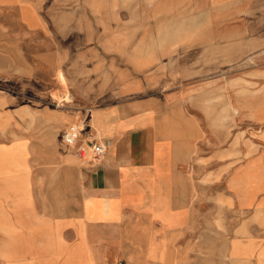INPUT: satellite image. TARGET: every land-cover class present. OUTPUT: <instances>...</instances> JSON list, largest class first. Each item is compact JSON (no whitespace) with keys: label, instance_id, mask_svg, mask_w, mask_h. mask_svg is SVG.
<instances>
[{"label":"crops","instance_id":"crops-1","mask_svg":"<svg viewBox=\"0 0 264 264\" xmlns=\"http://www.w3.org/2000/svg\"><path fill=\"white\" fill-rule=\"evenodd\" d=\"M59 1L60 22L45 25L37 0H0V264H264V62L259 76L234 78L257 90L214 76L215 50L222 71L231 49L264 56V0H109L105 37L93 38L105 65L145 69L197 49L206 62L188 84L91 109L90 131L107 146L100 160L38 154L29 134L6 136L27 110L10 83L56 81L76 57L86 65L93 12ZM203 81L211 85L199 98L192 83ZM145 82L131 80L125 95ZM42 160L63 163L61 210L59 198L42 197Z\"/></svg>","mask_w":264,"mask_h":264},{"label":"rangeland","instance_id":"rangeland-1","mask_svg":"<svg viewBox=\"0 0 264 264\" xmlns=\"http://www.w3.org/2000/svg\"><path fill=\"white\" fill-rule=\"evenodd\" d=\"M32 1V0H30ZM39 2L42 14L44 16L45 25H56L60 22V17L57 19L56 13H59L62 9V3L59 0H37ZM70 7L78 5V2H70ZM261 4L259 2L250 3V8H259ZM80 7L85 8L86 11H92L86 17V22L89 27H86V42L81 43L80 48L82 51L85 49L86 65H78V57L71 59V65L69 66V74L67 75L70 80H66L67 76H63L64 72L59 67L57 74L55 75L56 81H34L28 78H24L21 82L10 83V89L20 97L17 98V104L27 106V110L18 114L19 119L24 121L22 124V130L18 133L12 131L11 135H6L9 138L15 139L20 137L21 134H29L35 141L39 143L37 146L38 154H66L77 160V155L73 148H65L61 141L62 130L71 122H79L85 115L89 108H96L104 105L113 104L122 101L132 96H141L144 93L158 94L162 91V88L168 89L177 86L179 83L188 84L191 82L190 75L194 71V64L196 68H205L206 51L197 49L191 53L184 52L181 55H177L174 58H170L169 62H163L161 65L153 67H145L148 69H139L135 66H110L105 65L104 47L97 48V41H100V36L105 37V26L109 24L110 9H114L109 0H82ZM262 9H264V3L262 2ZM121 19H118L120 21ZM264 20V19H263ZM77 23V18H75ZM74 21V23H75ZM264 25V24H263ZM97 36L95 41L93 38ZM121 35V34H119ZM122 36V35H121ZM71 41H75L73 54L78 52L77 34L71 36ZM122 39V38H121ZM118 40L119 47L125 44L124 41ZM109 43H104L108 47ZM122 44V45H121ZM230 65L225 71H222L221 65L216 58L217 53L220 55L222 51H214V76L218 74H229L224 78L229 80L228 86L236 87L238 84L242 85V91L249 92L251 90H257L258 84L243 78H235L237 75L245 74V76L254 77L259 76L260 72H254V68L259 67L260 61L264 62V56L259 58V53L256 50L246 51L245 53L239 52L237 49H231L230 51ZM102 54V56H101ZM180 54V53H179ZM101 58L103 64L91 65L92 62L97 63ZM124 61H129V58ZM218 68V70H217ZM145 70V71H143ZM81 73L78 76V73ZM205 73V72H204ZM205 74L199 73L198 79L204 77ZM66 77V78H65ZM142 77L146 82L143 90L134 91L133 94L125 95L126 87L131 80ZM185 78H189L188 80ZM60 79V80H59ZM217 82V81H216ZM216 82H214L216 84ZM211 82L205 83H192L198 84L197 92L199 98L206 97L205 84L211 85ZM225 84V81L222 82ZM221 94V92H220ZM91 133V131H90ZM24 136V135H23ZM19 140H14L12 145H18ZM20 149V148H19ZM15 150L13 154L23 153L22 150ZM22 149V146H21ZM9 153L8 151H6ZM44 159V158H42ZM57 159V158H55ZM69 165V164H68ZM71 166V165H70ZM38 171H49L50 176L42 179L43 193L42 197H54L59 198V209L63 207V199L61 198L62 178L61 173L63 163L61 161H38ZM72 170V169H69ZM65 182L72 184L73 173L69 171L65 173ZM46 182V184H45ZM14 189V188H13ZM52 202V200H51ZM48 206L44 203V211H47ZM122 259V260H119ZM117 263L122 261L126 264L124 258H119ZM180 262L181 259L176 260ZM188 261H186V264ZM171 264H175V261ZM220 264H224V259H221Z\"/></svg>","mask_w":264,"mask_h":264},{"label":"built area","instance_id":"built-area-1","mask_svg":"<svg viewBox=\"0 0 264 264\" xmlns=\"http://www.w3.org/2000/svg\"><path fill=\"white\" fill-rule=\"evenodd\" d=\"M91 109L86 111L79 122H70L62 130L61 141L65 148H73L80 159L90 157L92 160H100L106 154L107 146L96 134L90 133ZM118 264H123V262L120 261Z\"/></svg>","mask_w":264,"mask_h":264},{"label":"bare ground","instance_id":"bare-ground-1","mask_svg":"<svg viewBox=\"0 0 264 264\" xmlns=\"http://www.w3.org/2000/svg\"><path fill=\"white\" fill-rule=\"evenodd\" d=\"M92 134H95L94 132H91Z\"/></svg>","mask_w":264,"mask_h":264}]
</instances>
